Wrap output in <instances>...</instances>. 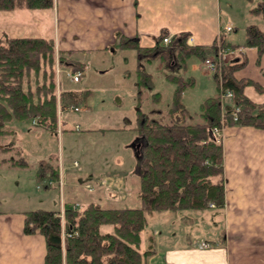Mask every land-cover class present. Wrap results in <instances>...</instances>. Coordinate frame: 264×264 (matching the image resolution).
Here are the masks:
<instances>
[{
    "label": "crops",
    "instance_id": "crops-1",
    "mask_svg": "<svg viewBox=\"0 0 264 264\" xmlns=\"http://www.w3.org/2000/svg\"><path fill=\"white\" fill-rule=\"evenodd\" d=\"M219 5L220 0H54L53 5L46 8H27L18 4L11 10H0V32L6 23L23 29L31 26L33 30L28 36L52 38L57 50L68 51L73 57L101 48L114 50L119 47L120 36L136 39L139 45L149 47L155 44L161 32L171 36L186 32L193 36L191 46H208L223 26ZM9 17L15 20L6 21ZM240 48L241 52L239 49L224 52L223 63L227 59L239 62L243 57L248 63L251 58L254 72H258L256 66L258 63L264 65V53L259 54L254 47ZM121 49L136 52L133 48ZM136 54L137 63L148 60L138 52ZM234 75L250 78L264 86L259 76L253 79L243 73L234 72ZM136 109L132 119L122 116L128 125L119 128L127 130L126 134H111L112 137L123 136L117 142L132 148L131 152L126 151L128 160L115 161L116 166L122 167L87 169L81 161H74L67 166L57 164V178H40L45 187L51 182L58 183L60 208L53 210L82 208L89 203L103 208L140 205L139 168L144 138L136 130ZM76 125L80 126L79 123L66 126L69 133L79 131V128L75 129ZM63 128V125L59 128L62 135L68 132H62ZM92 128L87 130L91 132L101 127ZM108 131L111 130L100 136L106 137ZM222 137L224 206L214 212H146L152 233L146 234L150 244L142 249L138 247L151 250L145 264H264V127L232 123L222 129ZM0 148L15 149V143L1 144ZM15 150L19 152V149ZM42 159L45 158L39 160ZM108 178L117 180V184H110ZM23 217V212L15 215L0 213V264L43 262L45 237L39 232L25 234ZM176 219L187 223L180 237L169 229L178 221ZM177 238H181L180 241ZM201 241H209L211 246L201 247Z\"/></svg>",
    "mask_w": 264,
    "mask_h": 264
},
{
    "label": "trees",
    "instance_id": "trees-1",
    "mask_svg": "<svg viewBox=\"0 0 264 264\" xmlns=\"http://www.w3.org/2000/svg\"><path fill=\"white\" fill-rule=\"evenodd\" d=\"M53 1L0 0V10H11L17 3L27 8H46L52 6ZM254 10L264 20V0H259ZM186 34L181 32L171 38L175 42L174 52L178 51L181 59L190 54L200 59L215 54L216 40L208 46H190L185 43ZM163 35L165 32H161L155 44L149 47L123 36L119 37L118 45L120 48H133L144 57L151 52L156 53L165 62L169 54L165 49L169 44H162ZM222 45L224 48L236 46L226 39L222 40ZM244 45L256 48L259 54L264 53V28L255 23L248 24ZM55 54L62 64L67 57L71 58L68 51L55 48L52 38L11 36L6 43L0 42V134L8 131L4 123L11 119L31 118L36 123L56 129L58 111L69 102H58L56 97ZM70 60L74 65L71 63L70 66L76 68L74 70H83L80 61ZM236 68V65H224L220 81L218 73H213L217 93L200 103L198 113L202 121L185 122L173 117L169 122H161L137 107L136 130L144 138L138 207L103 208L89 203L82 208H63L62 217L57 210L42 207L23 212L22 231L25 234L39 232L45 237L42 264H145L151 250H140L138 245L140 232L148 223L147 211L203 209L209 202L216 207L224 204L223 145L216 141L211 131L214 125L220 127L221 124L220 88L233 92L232 103L225 104L226 124L264 127V100L255 102L245 93L247 85H253L258 92H264V86L250 78H237L234 75ZM136 72L135 85L140 94L142 86L152 87L153 82L151 74L140 63ZM31 73L35 76L34 83ZM167 77L175 84L168 114L174 116L182 112V115L189 116L180 96L183 88L193 83L192 78L185 79L173 73H168ZM60 94H67L70 98L76 96L70 90H62ZM61 103L66 105L61 106ZM234 106L239 108L236 119L231 115ZM25 164L26 161L20 157L10 160V165ZM36 172L39 179L45 176L57 178L58 166L42 159ZM105 224H112V231L102 232L100 227ZM62 231L66 233L64 240Z\"/></svg>",
    "mask_w": 264,
    "mask_h": 264
},
{
    "label": "rangeland",
    "instance_id": "rangeland-1",
    "mask_svg": "<svg viewBox=\"0 0 264 264\" xmlns=\"http://www.w3.org/2000/svg\"><path fill=\"white\" fill-rule=\"evenodd\" d=\"M258 1L220 0L219 12L221 14V23L223 25L227 23L231 24L233 28L231 32L226 33L225 39L236 45L235 47L225 48L224 52L233 49H239V52H241L240 47L244 49L249 48L244 45L245 29L248 24L255 23L264 28V20L254 10ZM13 20L15 19L9 17V20L6 21ZM14 25L5 24L0 32L1 43H6L10 35L28 36L32 33L33 29L31 26L24 27L23 29ZM171 40L167 49H165L166 54L169 51L167 58H164L165 62L158 57L159 55L153 52L146 56L148 60H140L141 67L151 74L153 82L152 87L142 86L140 94L137 93L135 85L138 60L134 50L123 51L119 47H115L114 50L101 48L83 56L79 54L75 57H67V61L64 64L58 62L57 54H55L54 81L56 97L58 102L65 100L69 102V105L61 103V106L66 105V107L64 106L58 111L56 132L52 131L49 127L34 122L31 118L22 120L11 119L4 123V127L8 131L0 134V146L1 144L14 142L15 149H19V152H16L15 149L4 150L0 148V213L15 215L39 207L46 209L60 208L61 194L59 193L58 183L51 182L48 187H45V182L37 177L36 171L41 161L39 159L42 157L54 164L60 165V167L63 164L66 166L70 165L74 161H81L87 169L94 167L95 169L100 167L102 169L106 167H122L116 166L117 163L115 161L128 160L129 156L126 151L131 152L132 148L130 146H121L117 142L123 139V136L112 137L111 134L117 135L116 133L119 132L126 134L127 130L123 129L122 131L119 128L122 125H128L122 116L132 119L137 107H140L149 117L161 122H169L173 117L185 122L202 121L198 113L200 103L206 97L217 93V83L213 73H218L220 81L221 75L224 72V65L226 67L230 64L236 65L235 74L243 73L252 78L259 76L262 79L261 81H263L262 83H264V65L258 63L256 66L258 72H254V67L250 63L252 61L251 58L248 63H246L245 57L242 58V61H239L240 57H238L239 62L227 59L225 63H223L221 58L220 61L218 59L215 69L208 70L204 68L203 61L207 57L214 59L215 56L213 54L206 55L204 59H200V57L194 54L186 55L181 59L177 53L178 51L174 52L175 42L173 39ZM222 40L224 39H220L219 41L221 46H223ZM175 49L178 50L176 47ZM162 52L165 53V51ZM153 54L156 56H153ZM74 58L83 64V70H80L82 74L80 81H73L71 78L72 73L79 71L78 69L74 70L76 68L70 66L71 63L73 65V61L70 59L73 60ZM260 66L261 68L258 69ZM168 73L180 75L185 79L192 78L193 83L187 84L180 96V100L189 111L190 117L182 115V112H177L174 116L168 114L175 88L173 81L167 77ZM33 77L35 76L31 73L32 83H34ZM221 89L222 87L218 94L221 103V132L218 137L219 141L222 142V129L229 125L226 124L225 104L232 103L233 92L232 96L224 98L222 103L220 94L225 90L231 89ZM62 90L74 91L76 96L70 98L67 94L62 95L60 94ZM245 92L254 101L260 102L264 99V92H258L253 85H247ZM75 107L77 108L75 109ZM236 107L238 106H234V108ZM237 114L238 111L234 117L232 110L231 115L233 119L237 118ZM69 123H79V131H75L77 133H69L70 130L66 127ZM62 125L64 126L62 132L68 131L63 135L61 130L59 131ZM92 127H101L103 129H94L89 132L87 129ZM105 127L108 129L104 130ZM109 127L112 128L110 129ZM106 130L111 131L106 133V137L100 136L103 132L105 134ZM17 157L26 159V166L10 165L9 158ZM223 184L225 185L224 179ZM218 207L213 202H209L208 207L203 209L186 208L164 210L163 212H181V214H186L187 212H214L213 210L218 209ZM150 211L158 212L161 210ZM148 223L140 232L141 238L138 246L140 249L150 244V240H148L146 235H152L151 227H149ZM156 225L159 228L161 227L159 223H156ZM186 227L187 223H180L178 220L172 223L169 229L179 236L185 231ZM102 231H112V224L104 225ZM65 235L66 233L64 232Z\"/></svg>",
    "mask_w": 264,
    "mask_h": 264
},
{
    "label": "built area",
    "instance_id": "built-area-1",
    "mask_svg": "<svg viewBox=\"0 0 264 264\" xmlns=\"http://www.w3.org/2000/svg\"><path fill=\"white\" fill-rule=\"evenodd\" d=\"M231 29H232V26L230 24H226V25L223 26V28L221 29L220 33H228V32L231 31ZM171 41L172 40H171V36L170 35H167L166 34V35H163L162 36V43L163 44H169ZM185 41L187 43H191L193 41V36L187 35ZM223 52H224L223 48L220 45H217V50L215 52V55H213V56H215L214 59H212L210 57L205 58L204 61H203L204 67L207 68L208 70L215 69L216 68V65L218 64V59L220 61L221 54ZM80 75H81V72L80 71H76V72L72 73L71 78L76 81V80L79 79ZM231 96H232V91L231 90H225V91H223L220 94V97L222 99V103H223V99L224 98H230ZM76 108L77 107H75V109ZM238 110H239L238 107H236V108L233 109V115H234V117L236 116V113H237ZM75 127L78 128L77 125ZM211 131H212L215 139L216 140H219V137L218 136H220L221 128L219 126H213L212 129H211ZM108 180H109V183L110 184H112V183L113 184H117V180L115 181V179H113V178H108ZM87 186H90V185L87 184ZM199 245L201 247H209V246H211V243L208 242V241H201L199 243Z\"/></svg>",
    "mask_w": 264,
    "mask_h": 264
}]
</instances>
